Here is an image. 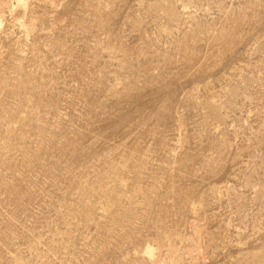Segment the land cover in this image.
<instances>
[{"label": "rangeland", "instance_id": "1", "mask_svg": "<svg viewBox=\"0 0 264 264\" xmlns=\"http://www.w3.org/2000/svg\"><path fill=\"white\" fill-rule=\"evenodd\" d=\"M0 0V264H264V0Z\"/></svg>", "mask_w": 264, "mask_h": 264}, {"label": "bare ground", "instance_id": "2", "mask_svg": "<svg viewBox=\"0 0 264 264\" xmlns=\"http://www.w3.org/2000/svg\"><path fill=\"white\" fill-rule=\"evenodd\" d=\"M18 2H19V4L21 5V2H22V1H21V0H18Z\"/></svg>", "mask_w": 264, "mask_h": 264}]
</instances>
